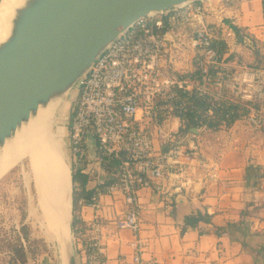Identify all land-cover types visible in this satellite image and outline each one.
<instances>
[{"label":"built area","instance_id":"built-area-1","mask_svg":"<svg viewBox=\"0 0 264 264\" xmlns=\"http://www.w3.org/2000/svg\"><path fill=\"white\" fill-rule=\"evenodd\" d=\"M230 36L207 19L203 0L178 5L122 31L79 78L69 149L79 159L92 135L104 164L90 199L80 203L99 212L102 197L120 191L127 205L109 221L98 213L90 220L81 217L73 238L85 264H109L103 242L108 223L115 232L134 234L133 253L120 255L116 264H162L144 255L139 189L156 188L171 208L173 199L162 181H176L174 190L182 192L191 168L217 177L216 166L202 157L200 133L227 127L233 118L264 130V113L252 104L264 101V67L231 60ZM245 38L254 45L252 37ZM174 119L180 128L173 127ZM158 140L168 148L157 149Z\"/></svg>","mask_w":264,"mask_h":264},{"label":"crops","instance_id":"crops-1","mask_svg":"<svg viewBox=\"0 0 264 264\" xmlns=\"http://www.w3.org/2000/svg\"><path fill=\"white\" fill-rule=\"evenodd\" d=\"M203 2L207 19L233 33L228 37L227 56L231 60L241 56L251 63L249 59L257 61L256 51L261 57L264 55V0ZM248 36L252 37L254 45L243 42ZM172 124L175 129L180 128L178 119ZM200 138L202 157L216 166L217 177H206L201 169L191 168L184 178L187 182L182 192L174 190L176 181H162L173 199L171 208L165 206L166 200L156 188L139 189L142 204L140 237L145 242V257H153L162 264H264V130L252 127L244 118H237L227 127L200 133ZM168 146L156 141L157 149L164 150ZM62 155L67 162L63 152ZM70 159L71 164L67 163L71 172L72 234L73 169L81 168L89 177L87 189L93 193L98 179L104 174V164L98 160L96 142L92 139L86 142L84 154L79 159L75 160L71 153ZM32 184L34 203L30 199L27 208L31 236L44 240L46 246L38 254L28 252L27 264H61L63 254L55 248L54 253H50L49 247H54L52 241L56 243V238L49 236L51 241L43 228L46 223L36 199L34 171ZM102 202L103 208L99 212L91 205L83 204L82 219L90 220L98 213L109 221L127 208L120 191L105 194ZM244 210L246 215L242 213ZM196 211L209 215L210 219L187 224L186 217ZM103 239L109 264H116L117 257L131 255L134 251V234L130 229L115 232L114 225L108 223ZM75 254L77 264H85V257L77 245ZM8 258L0 251V264H7Z\"/></svg>","mask_w":264,"mask_h":264},{"label":"water","instance_id":"water-1","mask_svg":"<svg viewBox=\"0 0 264 264\" xmlns=\"http://www.w3.org/2000/svg\"><path fill=\"white\" fill-rule=\"evenodd\" d=\"M194 1L26 0L0 42V149L41 108L61 104L122 31L142 17ZM72 234L64 240L66 264H77Z\"/></svg>","mask_w":264,"mask_h":264},{"label":"bare ground","instance_id":"bare-ground-1","mask_svg":"<svg viewBox=\"0 0 264 264\" xmlns=\"http://www.w3.org/2000/svg\"><path fill=\"white\" fill-rule=\"evenodd\" d=\"M25 1L1 0L0 42L8 37L16 11ZM64 102H54L41 108L38 115L17 132L15 138L0 149V173L23 151H28L34 171L37 201L46 223L45 233L56 238V249L61 255L64 240L70 236L71 172L51 135V124L56 111L59 108L61 111L59 105L62 106ZM63 260L66 264L64 256Z\"/></svg>","mask_w":264,"mask_h":264},{"label":"rangeland","instance_id":"rangeland-1","mask_svg":"<svg viewBox=\"0 0 264 264\" xmlns=\"http://www.w3.org/2000/svg\"><path fill=\"white\" fill-rule=\"evenodd\" d=\"M250 57V55H249ZM235 58V57H234ZM236 59L240 61L245 59L241 56H237ZM250 65L254 66L256 61L249 59ZM248 63V62H247ZM264 64V59L261 61ZM79 93V88L77 85L71 90L69 95L65 98V102L56 112V116L51 124V135L54 136L55 142L65 155V158L69 164H71L70 159V149H69V122L70 116L72 115L74 108V100ZM72 157V154H71ZM28 151H23L18 158L12 161L1 173H0V237L4 238H14L16 234L20 233V217L22 211L28 208L29 200L34 201V191H33V170L32 164L29 160ZM33 199V200H32ZM37 199V197H36ZM27 202V203H26ZM34 203V202H33ZM27 205V206H26ZM39 211L40 208L37 205ZM44 217V216H43ZM42 219V215H41ZM42 221V220H41ZM25 222L29 224L28 217H26ZM42 227L44 224H42ZM44 228V227H43ZM73 233V232H72ZM47 235V234H46ZM74 236V235H73ZM32 237V236H31ZM47 237L52 241V239L47 235ZM23 243L26 247V242L23 239ZM54 247L50 245V253H54L56 247L54 241H52ZM39 250L37 254L42 252L45 247L42 244L38 246ZM55 248V249H54ZM57 250V249H56ZM4 255L9 256V251H4ZM63 258V256H62ZM61 264H64L63 259Z\"/></svg>","mask_w":264,"mask_h":264},{"label":"trees","instance_id":"trees-1","mask_svg":"<svg viewBox=\"0 0 264 264\" xmlns=\"http://www.w3.org/2000/svg\"><path fill=\"white\" fill-rule=\"evenodd\" d=\"M256 63L254 66L264 67V64H261V61L264 59V55L261 57L258 51L255 53ZM253 106L257 110L264 113V101L262 102H253ZM233 108V106H231ZM234 121V118L232 119ZM107 169H110L111 166H106ZM89 177L82 171L81 168H74L72 172V221L71 228L72 232H76L81 224V207L83 203H80L82 200L87 203L92 195V191L87 189V182ZM27 203V202H26ZM27 206V205H26ZM243 215H246L247 211H242ZM27 217V208L22 211L20 217V233L16 234L14 238H4L0 237V251H9L10 255L7 260V264H27L28 261V252L31 254H36L39 250L38 246L42 244V247H45L46 244L42 239H36L31 237V227L25 222ZM210 216L202 213L200 211L194 212V214L186 217L187 224L197 223L199 220L208 221ZM23 239L26 242V247L23 243Z\"/></svg>","mask_w":264,"mask_h":264}]
</instances>
